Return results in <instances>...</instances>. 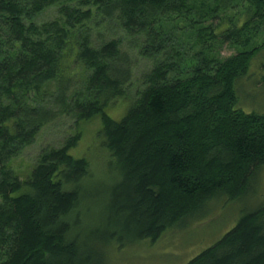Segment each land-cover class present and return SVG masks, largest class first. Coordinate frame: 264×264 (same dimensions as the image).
I'll return each mask as SVG.
<instances>
[{
    "label": "trees",
    "instance_id": "1",
    "mask_svg": "<svg viewBox=\"0 0 264 264\" xmlns=\"http://www.w3.org/2000/svg\"><path fill=\"white\" fill-rule=\"evenodd\" d=\"M114 31L151 64L134 93ZM263 36L264 0H0V264H105L245 195L264 168V113L239 108L236 86L255 79ZM60 118L76 132L21 180L11 162ZM96 120L101 177L72 155ZM187 264H264V205Z\"/></svg>",
    "mask_w": 264,
    "mask_h": 264
},
{
    "label": "rangeland",
    "instance_id": "2",
    "mask_svg": "<svg viewBox=\"0 0 264 264\" xmlns=\"http://www.w3.org/2000/svg\"><path fill=\"white\" fill-rule=\"evenodd\" d=\"M56 8L47 10L39 21H48L56 18ZM115 37L122 40L123 51L128 52L135 60L134 79L129 92L134 93L141 88L139 82L143 73L151 68V64L138 56L137 50L129 45L133 38L126 37L120 31H114ZM108 36L112 32L107 30ZM264 41V36L260 39V44ZM254 47V44H253ZM237 49L225 47L222 49V57L228 58L235 55ZM252 71L255 74L251 81L237 84V94L239 96V108L246 112L258 114L264 113V89L257 88L256 81L264 76V48L253 60ZM261 69L262 72L258 70ZM250 80V79H249ZM123 103H116L109 109L110 115L114 118L121 116ZM100 123L98 120L85 125L82 129V139L78 147L72 152L75 157H87L93 163L98 176L103 174V169L99 167L104 163L103 158L106 152L99 149L98 131ZM76 132L73 120L70 118H60L53 124L42 129L34 145L27 148L25 152L10 166L21 180H26L35 164L36 158L42 148L47 146H60L64 141ZM100 171V172H98ZM101 177V176H100ZM264 205V168L259 173L256 180L251 185L248 192L236 201L221 198L213 202L211 209L197 217L190 218L188 224L182 228L168 231L156 242H143L140 245L130 244L122 250H112L108 252L105 264H187L201 252L214 245L227 232H229L239 219L246 213Z\"/></svg>",
    "mask_w": 264,
    "mask_h": 264
}]
</instances>
